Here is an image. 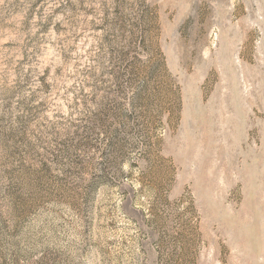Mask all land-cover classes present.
I'll return each instance as SVG.
<instances>
[{
    "label": "rangeland",
    "instance_id": "rangeland-1",
    "mask_svg": "<svg viewBox=\"0 0 264 264\" xmlns=\"http://www.w3.org/2000/svg\"><path fill=\"white\" fill-rule=\"evenodd\" d=\"M0 264H264V0H0Z\"/></svg>",
    "mask_w": 264,
    "mask_h": 264
}]
</instances>
